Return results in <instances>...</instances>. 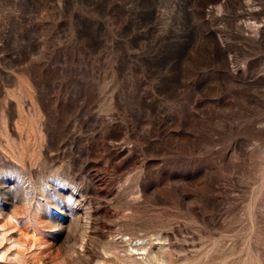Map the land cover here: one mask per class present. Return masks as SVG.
Returning <instances> with one entry per match:
<instances>
[{"label":"rangeland","instance_id":"obj_1","mask_svg":"<svg viewBox=\"0 0 264 264\" xmlns=\"http://www.w3.org/2000/svg\"><path fill=\"white\" fill-rule=\"evenodd\" d=\"M0 253L264 264V0H0Z\"/></svg>","mask_w":264,"mask_h":264},{"label":"bare ground","instance_id":"obj_2","mask_svg":"<svg viewBox=\"0 0 264 264\" xmlns=\"http://www.w3.org/2000/svg\"><path fill=\"white\" fill-rule=\"evenodd\" d=\"M140 243V242H139ZM140 244H142V243H140ZM136 245H138V244H136ZM136 250H145L144 248H140V249H136ZM145 252V251H144ZM147 253V252H146ZM1 254V253H0ZM141 254H145V253H141Z\"/></svg>","mask_w":264,"mask_h":264}]
</instances>
